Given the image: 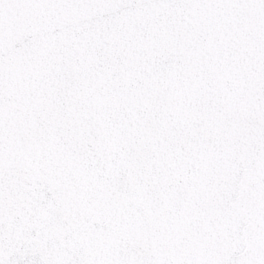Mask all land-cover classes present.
Here are the masks:
<instances>
[{"label":"snow or ice","instance_id":"1","mask_svg":"<svg viewBox=\"0 0 264 264\" xmlns=\"http://www.w3.org/2000/svg\"><path fill=\"white\" fill-rule=\"evenodd\" d=\"M0 264H264V0H0Z\"/></svg>","mask_w":264,"mask_h":264}]
</instances>
